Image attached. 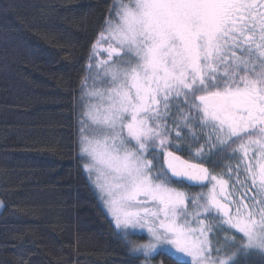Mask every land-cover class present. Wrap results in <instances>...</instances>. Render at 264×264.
<instances>
[{
	"label": "snow or ice",
	"instance_id": "6c2138e0",
	"mask_svg": "<svg viewBox=\"0 0 264 264\" xmlns=\"http://www.w3.org/2000/svg\"><path fill=\"white\" fill-rule=\"evenodd\" d=\"M102 42L107 59L80 84L76 143L129 254L244 264L264 252V0H115L89 59ZM193 123L207 129L194 149L181 135ZM227 148L240 163L212 174L205 163ZM241 168L253 196L229 192L223 177Z\"/></svg>",
	"mask_w": 264,
	"mask_h": 264
},
{
	"label": "trees",
	"instance_id": "16d2710c",
	"mask_svg": "<svg viewBox=\"0 0 264 264\" xmlns=\"http://www.w3.org/2000/svg\"><path fill=\"white\" fill-rule=\"evenodd\" d=\"M114 2L0 0V264H142L115 235L76 143L80 84L92 74L88 66L97 57H89ZM206 132L193 123L181 135L194 149ZM229 157L231 148L205 166L215 175L240 163ZM237 175L223 178L229 188L243 181L247 195L252 184L243 168ZM171 186L189 195L205 189ZM243 259L264 264V252L252 250ZM154 262L177 264L165 254Z\"/></svg>",
	"mask_w": 264,
	"mask_h": 264
},
{
	"label": "rangeland",
	"instance_id": "374dc122",
	"mask_svg": "<svg viewBox=\"0 0 264 264\" xmlns=\"http://www.w3.org/2000/svg\"><path fill=\"white\" fill-rule=\"evenodd\" d=\"M125 3H127V1H124ZM108 47V45H106V44H104L103 42L101 43V45H100V49H99V51H98V53H97V55H96V59L97 60H104V59H107V57H106V55H104L105 57H103L102 58V54H104V51H103V49H105V48H107ZM114 59H115V57H114ZM96 60V61H97ZM95 61V62H96ZM94 62V63H95ZM173 103H177V101H173ZM179 103V105H181V103H182V101H179L178 102ZM88 159V158H87ZM88 162H89V160H88ZM88 172V171H87ZM91 176V179L94 181L95 180V173H89L88 172V176ZM236 184H239V183H236ZM95 185V184H94ZM245 185V184H244ZM245 186H241V187H239V188H236V187H234V186H231L230 188H229V192H236L241 198H243L244 196H243V192H244V190H243V188H244ZM255 187V185H253L252 184V189ZM98 190V189H97ZM181 191H183L182 189H180ZM207 189H204L203 191H206ZM98 193H99V190H98ZM243 193V194H242ZM100 194V193H99ZM245 195V194H244ZM253 195H255V193H254V191H250V192H247V195H245V196H253ZM233 199H235L236 197L235 196H233L232 197ZM225 202H227V201H225ZM246 203H247V201H245ZM105 206V205H104ZM3 208H4V204H3V202L0 200V213L2 212V210H3ZM105 208H106V210L108 211V209H107V207L105 206ZM109 213V212H108ZM109 215H110V213H109ZM111 216V215H110ZM112 218V217H111ZM113 219V218H112ZM130 231H134V232H136V233H138V235H133L132 237H131V239H133V240H135L136 242H138V243H147L148 242V240L150 239V236H149V234L147 233V230L146 229H135V230H130ZM142 264H145V258L143 257V261H142ZM147 264H157V263H155L154 262V259L153 258H151V257H149V258H147Z\"/></svg>",
	"mask_w": 264,
	"mask_h": 264
},
{
	"label": "water",
	"instance_id": "95a60500",
	"mask_svg": "<svg viewBox=\"0 0 264 264\" xmlns=\"http://www.w3.org/2000/svg\"><path fill=\"white\" fill-rule=\"evenodd\" d=\"M205 167H207V166H205ZM208 168V167H207ZM204 183H207V182H204Z\"/></svg>",
	"mask_w": 264,
	"mask_h": 264
}]
</instances>
